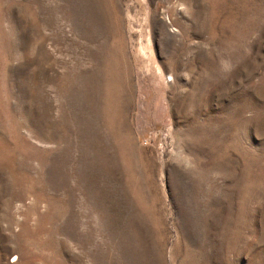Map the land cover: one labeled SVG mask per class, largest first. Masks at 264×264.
I'll return each mask as SVG.
<instances>
[{"label":"rangeland","instance_id":"obj_1","mask_svg":"<svg viewBox=\"0 0 264 264\" xmlns=\"http://www.w3.org/2000/svg\"><path fill=\"white\" fill-rule=\"evenodd\" d=\"M0 264H264V0H0Z\"/></svg>","mask_w":264,"mask_h":264}]
</instances>
